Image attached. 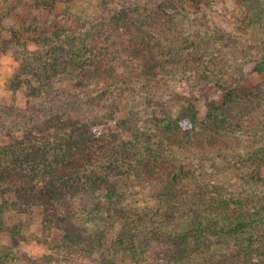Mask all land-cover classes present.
<instances>
[{
	"label": "rangeland",
	"instance_id": "obj_1",
	"mask_svg": "<svg viewBox=\"0 0 264 264\" xmlns=\"http://www.w3.org/2000/svg\"><path fill=\"white\" fill-rule=\"evenodd\" d=\"M185 1L189 11L177 0H0V171L16 167L0 177V264L104 259L101 247L91 255L82 248L93 225L104 224L110 239L120 229L98 207L103 193L117 190L126 212L142 214L156 204L147 190L167 181L164 171L117 170L110 162L124 141L132 154L182 164L176 190L264 194V161L248 160L264 151V19L244 29L238 0ZM43 30H65L64 42L74 33L84 39L78 63L69 62L67 43L48 55L35 39ZM230 89L237 99L226 104ZM186 104L199 119L191 136L141 130ZM62 181L69 191L60 199L52 186ZM68 212L81 237L64 247L56 218Z\"/></svg>",
	"mask_w": 264,
	"mask_h": 264
},
{
	"label": "trees",
	"instance_id": "obj_2",
	"mask_svg": "<svg viewBox=\"0 0 264 264\" xmlns=\"http://www.w3.org/2000/svg\"><path fill=\"white\" fill-rule=\"evenodd\" d=\"M238 1L246 7L247 15L242 21V28L249 29L259 24L262 18L264 19V5L261 0ZM198 2L196 0L195 3L198 5ZM186 4L185 0H177L176 7L182 11H189L191 8ZM129 25L132 27V24ZM63 31L66 33L65 30H43L39 38H35L36 42L48 55H56L57 50L63 49L64 43H67L66 55L69 57V62L78 63L77 50L81 49L79 44L83 43L84 39L81 40L74 33L66 35L67 42H64L61 36ZM11 32L13 36L19 35L16 30ZM10 41L12 40L5 42L8 44ZM85 60H82L81 64ZM47 66L48 64L44 63L42 74L47 72L45 69ZM258 70H264V56L258 65ZM236 95L233 90H228L223 102L227 104L235 101ZM198 121L195 108L186 104L177 116L168 113L161 118L155 117L149 126L141 130H152L158 133L162 131L164 135H168V138L175 136L177 140H180V137L184 140L192 135L198 126ZM123 143L124 146L120 150L114 151L120 157L110 162L117 167V170L120 169L122 174L132 173L135 167L136 172L142 171L143 174L164 171L167 181L161 182L160 190H147V199L156 204L149 208H142V214L137 208H131L129 212H126L123 204L118 203L120 199H115L117 190H107L105 194L103 193L98 207L104 209L101 210L103 213H107V208L110 209L108 210L109 220L111 222L116 220L120 229L115 233L116 237L110 239L104 224L103 226L102 224L93 225L94 239L88 240L87 246L82 248L89 252L88 255L94 252L96 246L103 248L100 250L101 253L107 251L106 257L98 261V264H264V194L261 191L259 194L256 192L258 189H255V192L250 191L252 194L247 196H235L228 192L204 190L207 194L213 193L216 197L200 198L201 190L190 192L176 190L181 184L178 181L180 174L185 170L182 164L160 161L156 156L143 155V152L138 154L136 151L132 154L127 148L128 141ZM262 150L249 153L248 160L254 161L257 158L264 161ZM19 156L15 154L16 159ZM47 156L46 153L43 156L46 157V165L54 170L59 169L60 166L57 163L54 165ZM165 162L166 164L171 162L169 164L171 166H165ZM15 169V166L8 163L4 170L0 171V177L2 178L4 174L12 175L11 172ZM69 181L71 180H66L67 183ZM57 183L52 186L53 192L63 199L69 191L66 190L67 183L63 181ZM118 193L120 196L123 194V192ZM68 214L71 215L68 212L64 217L56 218V220L60 219L58 223L66 231V240L62 242L64 247L73 245L77 242V237H81V233H78ZM51 220L53 221L49 219ZM112 253L122 254V257H126L129 262L124 263L122 259L115 261L110 257Z\"/></svg>",
	"mask_w": 264,
	"mask_h": 264
}]
</instances>
